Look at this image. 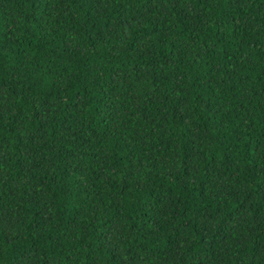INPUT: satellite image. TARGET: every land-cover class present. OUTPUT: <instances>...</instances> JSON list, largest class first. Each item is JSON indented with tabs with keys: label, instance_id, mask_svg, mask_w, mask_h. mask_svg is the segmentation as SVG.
Instances as JSON below:
<instances>
[{
	"label": "trees",
	"instance_id": "16d2710c",
	"mask_svg": "<svg viewBox=\"0 0 264 264\" xmlns=\"http://www.w3.org/2000/svg\"><path fill=\"white\" fill-rule=\"evenodd\" d=\"M0 264H264V0H0Z\"/></svg>",
	"mask_w": 264,
	"mask_h": 264
}]
</instances>
